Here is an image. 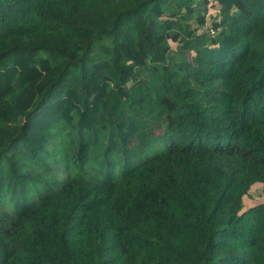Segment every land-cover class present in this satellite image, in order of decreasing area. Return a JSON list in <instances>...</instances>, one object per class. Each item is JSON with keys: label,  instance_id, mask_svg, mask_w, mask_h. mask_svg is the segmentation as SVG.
<instances>
[{"label": "trees", "instance_id": "trees-1", "mask_svg": "<svg viewBox=\"0 0 264 264\" xmlns=\"http://www.w3.org/2000/svg\"><path fill=\"white\" fill-rule=\"evenodd\" d=\"M264 0H0V264H264Z\"/></svg>", "mask_w": 264, "mask_h": 264}, {"label": "rangeland", "instance_id": "rangeland-1", "mask_svg": "<svg viewBox=\"0 0 264 264\" xmlns=\"http://www.w3.org/2000/svg\"><path fill=\"white\" fill-rule=\"evenodd\" d=\"M259 204H264V185L256 183L251 187L249 193L244 198V209Z\"/></svg>", "mask_w": 264, "mask_h": 264}]
</instances>
